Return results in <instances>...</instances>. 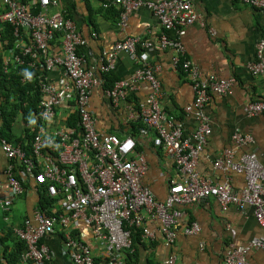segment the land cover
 <instances>
[{"label":"crops","instance_id":"obj_1","mask_svg":"<svg viewBox=\"0 0 264 264\" xmlns=\"http://www.w3.org/2000/svg\"><path fill=\"white\" fill-rule=\"evenodd\" d=\"M53 1L56 6L50 8L47 14L51 16L62 12L75 23L85 40L78 53L85 59V67L95 71L102 81L100 86L91 89L88 100L96 130L101 134L134 139L135 154L142 155L147 165L141 184L149 189L155 201L164 203L169 181H181L182 177L173 159L153 145V133L138 118L140 107L151 92L148 82H131L141 63L119 52L113 70L107 73L98 70L104 54L127 38L149 43L146 63L155 70L160 83V107L183 123L186 137L192 136L197 128L195 115L184 111L192 104L194 93L187 76L178 69H172L173 52L159 47L160 37L164 34L170 40H180L186 58L204 77L214 75L233 80L226 95H213L204 108L210 123V135L198 155L196 169L200 177L213 184L228 185L233 192L240 194L245 188L244 176L215 166L223 152L231 151L234 162L243 154L255 153L264 168V113L249 117L244 112L246 104L264 102V77L253 75L247 69L248 64L256 58V45L264 39L263 9L245 4L242 0H192L199 20L186 27L179 37L175 30L163 28L158 19L145 9L131 12L123 20V9L118 0ZM35 10L39 12L38 8ZM14 46L17 49L16 41ZM0 52L3 62L9 59L11 52L15 53L14 50ZM49 52H61L60 35L50 42ZM31 70L34 75L36 73V82L38 77L45 76L48 83L62 93L66 79L62 70L56 68L46 72L39 67ZM27 78H30L29 82L33 81L30 73ZM117 83L121 84L124 98L116 100L114 104L107 91ZM35 86L34 91H27L24 100L20 99L23 94H19L18 98V94L10 90L5 94L0 90V143L5 142L19 150L24 157L39 162L46 152L43 151L40 158L35 156V137L47 136L69 127V123L77 119V113L74 99L65 98L56 107L54 118L42 122L38 106L35 113L28 104L33 94L39 93L37 83ZM7 94L9 98L5 99L4 95ZM6 113L7 121L3 118ZM32 132L34 135L31 139ZM235 133L248 135L252 141L244 146L238 145L232 139ZM21 160L6 158L0 149V199L11 200L8 208H0V238L3 241L0 243V264H9L7 260L14 257H19L17 264H22L21 255L25 245L18 238L16 230L23 229L26 224L36 225L35 214L38 211L53 216L63 213L59 197L49 196L46 186L36 185L33 177L25 174ZM9 169L23 186L22 193L14 197L6 181ZM44 202L43 207L47 209L41 211ZM174 210L179 215L176 218L175 239L171 244H167L162 233L161 221L151 217L144 209L141 211L143 223L139 227L129 228L130 248L121 254L108 252L103 244L95 241L92 226L84 220L72 221L71 236L89 247L93 264H109L112 258L123 264H169L171 258L173 264H223L231 246L245 247L253 238H264V227L256 222L250 207L242 213L233 205L222 207L215 198L209 197L176 205ZM192 225L200 228L199 233L186 235L184 229ZM41 242L48 248L54 264H73L69 260L63 230L59 225ZM19 247L21 254L17 250ZM244 259L246 264H264V251L251 249Z\"/></svg>","mask_w":264,"mask_h":264},{"label":"built area","instance_id":"obj_2","mask_svg":"<svg viewBox=\"0 0 264 264\" xmlns=\"http://www.w3.org/2000/svg\"><path fill=\"white\" fill-rule=\"evenodd\" d=\"M109 2V0H103ZM122 7V19L140 9L148 10L166 30H175L180 37L184 29L199 20L192 0H118ZM243 3L264 10V0H242ZM53 0H0V23H8L13 28V36L18 52L12 53L3 62L6 73L10 65L39 67L49 72L60 69L65 75L62 93L48 83L45 76L38 77L40 93L38 104L42 122L54 118L55 109L63 99L72 98L77 113L76 127H65L50 135H38L34 139V154L41 157L39 162L23 156L19 150L2 142L0 149L8 159H22L25 174L32 176L36 185L46 186L51 197H59L63 211L57 216L38 211L36 225L26 224L16 234L25 245L21 255L22 264H54L48 248L41 240L52 234L55 226L63 230L64 245L69 260L73 264H93L89 247L71 236L73 220H84L92 226L95 241L104 245L108 252L121 254L130 248V227L143 223L141 211L144 209L151 217L162 223V233L167 244L175 239L176 218L179 213L174 206L190 204L209 197L215 198L222 207L235 206L240 212L247 207L252 210L256 222L264 227V168L255 153H246L234 162L233 153L224 151L216 160L215 166L242 174L245 188L240 194L230 186L213 184L199 176L197 160L199 152L210 135V123L204 113L205 106L213 95H226L232 87V79H220L210 75L204 77L186 58L180 40H170L162 35L158 45L161 49L173 52L172 69H178L187 76L194 93L191 105L185 108L186 114H194L197 128L190 137L183 132V123L167 114L160 107V83L153 70L147 65L149 43L137 38H127L116 43L109 53L100 60L99 72L107 73L114 69L116 55L126 53L132 60L141 63L132 81H146L151 92L139 110V120L153 133V145L173 159L181 181L171 180L164 203L154 200L148 188L141 184L147 165L142 155L135 154V141L132 137L120 138L115 134H101L88 109L90 91L100 86L102 81L95 71L85 67V59L78 53L85 40L78 32L75 23L57 12L51 16L47 11L55 7ZM38 8L39 12L34 13ZM56 35L61 36V52H49V44ZM31 61L25 62L26 57ZM249 72L264 77V39L256 45V58L248 64ZM25 76L22 82H29ZM107 95L113 103L124 98L121 84L117 83ZM247 116L264 113V102H251L244 106ZM232 139L241 146L252 141L248 135L235 133ZM133 154H135L133 156ZM132 156V157H131ZM7 186L11 196L22 193L23 186L11 175H7ZM11 205L10 199H0V208ZM200 228L192 225L184 229L186 235L199 233ZM148 236L151 234L145 231ZM251 249L264 251V238H253L245 247L231 246L223 264H246L244 255ZM173 258L169 264H173ZM109 264H123L111 259Z\"/></svg>","mask_w":264,"mask_h":264},{"label":"trees","instance_id":"obj_3","mask_svg":"<svg viewBox=\"0 0 264 264\" xmlns=\"http://www.w3.org/2000/svg\"><path fill=\"white\" fill-rule=\"evenodd\" d=\"M23 1H27V0H23ZM34 13H37V10H34ZM14 42H15V38L13 36L12 26H10L8 23H0V43H1L0 51L2 50V51L7 52V51L14 50L15 53L18 52V50L15 49ZM2 56L3 55L0 52V90H1V93L5 94V91L10 90L12 91V93L16 95L18 94L17 95L18 98H19V94L20 95L23 94L22 96H20V99L24 100V95H27V91H30V90L34 91L36 89V86H35V84L37 83L35 79L36 73L34 75V73H32V70L28 68L26 65L25 66L10 65L8 71L5 73L3 71V57ZM29 61H31V58L28 56L25 58V62L27 63ZM28 73H30L33 81L26 82V83L22 82V78L27 76ZM4 97L5 99H8L9 94L4 95ZM27 99H30V98L28 97ZM28 104H30L29 106L30 109H32L35 113H37L38 111L37 106L39 104V93L38 92L33 94V97L31 98V101L28 102ZM3 118L7 121L8 113L3 114ZM69 124H70L69 127H76L77 119L73 120L72 123H69ZM134 129H137V126H134ZM33 135L34 133L32 132V134L30 135L31 139ZM44 204L45 202L42 204V207L44 206ZM43 209H47V208L43 207L41 208V211H45ZM0 243H3L1 238H0ZM20 249L21 247H19L17 250L21 254ZM18 258L19 257H16V258L14 257L12 260H7V261H9L8 262L9 264H17Z\"/></svg>","mask_w":264,"mask_h":264}]
</instances>
